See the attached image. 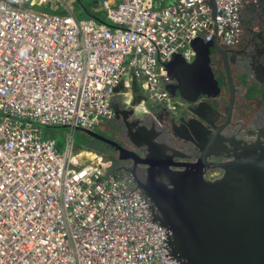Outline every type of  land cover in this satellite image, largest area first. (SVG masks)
Masks as SVG:
<instances>
[{"label": "built area", "instance_id": "1", "mask_svg": "<svg viewBox=\"0 0 264 264\" xmlns=\"http://www.w3.org/2000/svg\"><path fill=\"white\" fill-rule=\"evenodd\" d=\"M48 1L0 0V264H179L132 179L76 150L72 134L58 148L44 126L94 130L116 117L112 97L132 69L150 98L184 105L164 64L192 61L199 36L242 44L245 0H214L215 16L213 0H98L109 23Z\"/></svg>", "mask_w": 264, "mask_h": 264}, {"label": "water", "instance_id": "2", "mask_svg": "<svg viewBox=\"0 0 264 264\" xmlns=\"http://www.w3.org/2000/svg\"><path fill=\"white\" fill-rule=\"evenodd\" d=\"M212 4L215 16L214 0ZM192 44L196 53L192 61L178 54L165 63L174 91L189 100L218 91L210 52L212 48L223 50L217 37L204 40L199 36ZM231 85L235 91L233 81ZM232 104L233 99L231 108ZM114 129L126 140L121 128ZM140 130L164 149L171 146L155 139L152 128ZM90 133L107 143L111 155L120 159L138 156L133 148L115 140L113 132V137L94 130ZM145 142L149 145L150 141ZM207 156L205 150L197 160L178 162L184 169L176 179L159 180L158 174L152 176L156 179L153 182L158 183L146 191L153 219L169 229L171 255L179 264H264L263 148H256L250 156L237 153L236 159L229 161L210 160ZM211 168L223 169L222 175L208 177Z\"/></svg>", "mask_w": 264, "mask_h": 264}, {"label": "flooded vegetation", "instance_id": "3", "mask_svg": "<svg viewBox=\"0 0 264 264\" xmlns=\"http://www.w3.org/2000/svg\"><path fill=\"white\" fill-rule=\"evenodd\" d=\"M262 24V31L258 29L254 33L246 32V36H244L246 42L236 47H227L220 43L223 50L211 49L210 63L218 82V91L215 94H202L195 100L184 98L187 102L186 114L179 119V122L174 121L173 118L175 124H181L176 128L179 132L177 143H173L175 140L169 135V129L172 127L170 116H164L166 126L157 124V128L151 131L155 139L171 145H164L165 149L161 145L155 144L151 138L149 139L150 136L143 134L141 130H132L126 121V124L120 127L126 140L115 134V140L133 148L135 154L138 155L136 158L121 159V162L126 175L132 179L149 204L150 201L146 191H150L158 183L153 182L156 180L154 177L157 174L159 180L180 177V172L184 167L178 165V162L197 160L205 150L208 152L207 158L210 160L220 159L221 161L232 160L235 158V154L241 152L250 156L256 148H263L264 150V108L261 111H256L250 118L243 112L244 119L248 118L246 128L244 119L237 120L234 113L239 100L245 101L246 97L251 100L249 102H252L255 97V100H258L261 96L259 95L260 88H264V22ZM251 43L252 47H249ZM248 62L251 65L248 64L247 66L246 63ZM255 63L256 65H254ZM248 72L250 76L245 77L249 74ZM231 81H233L235 91L232 88ZM240 84L244 86L239 88ZM232 99L233 106L231 108ZM261 102V105H263V100ZM245 105L249 104L247 102L241 104L243 107ZM194 109L197 110L198 114L193 111ZM185 124L193 125V128L197 131V140L192 141L191 145L186 142V139H183L185 137ZM231 127L235 130H232ZM135 132L138 133L134 135ZM146 140L150 141L148 142L149 145L145 142ZM138 143H141V145ZM111 147L113 146L111 145ZM178 154L185 156H173ZM144 158L147 162H144ZM222 172L223 169L221 168H211L210 174L206 175L217 178L222 175ZM167 230L169 232L168 228Z\"/></svg>", "mask_w": 264, "mask_h": 264}, {"label": "crops", "instance_id": "4", "mask_svg": "<svg viewBox=\"0 0 264 264\" xmlns=\"http://www.w3.org/2000/svg\"><path fill=\"white\" fill-rule=\"evenodd\" d=\"M173 1V0H170ZM260 5H264V0H245L241 9V19L244 26V30L253 28L254 32H257L258 29L256 25L258 23H254V19L250 17L244 16V8L246 6H255L258 7ZM261 13V22H264V11L259 10ZM258 22V21H256ZM259 31H262L261 28ZM244 36V35H243ZM236 47V46H234ZM163 67H166L165 64ZM165 82V81H164ZM171 93L172 95L178 100L180 98L183 99L181 95H178L177 93H180L179 91H174V87L172 86V82H165L163 84ZM171 85V88L168 86ZM116 93L112 97V105L115 109V112L117 113V116L120 118L117 119L116 117L111 119H106L101 122V124L97 125L94 131L98 133L106 134L110 137H113L111 133L117 134L114 130V127L120 128L124 124H129L132 130H140L142 128H157V124L159 126H166V122H164L163 116H170L172 119V127L170 130V136L175 142L179 140L178 135L179 132L177 131V127L181 124L174 123V121H178L180 118H183L184 115L187 112V108L185 103L184 105H181L179 103L176 104L173 112L171 114L166 115L167 112H170L171 110H168L164 103L161 100H155L153 98H150L146 91L144 90L143 86V79L142 77L138 76L134 69H132L128 75L122 78V80L118 83L116 87ZM135 102V103H134ZM138 105V106H137ZM141 105V106H140ZM196 114L197 110H193ZM173 118L175 119L173 121ZM117 119V120H116ZM123 119V120H122ZM163 119V121H162ZM126 123H125V121ZM124 122V123H123ZM185 137L183 139H186V142L191 145L192 141L195 142L194 139H197V131L193 128V125L185 124ZM195 130V131H194ZM105 131H108L105 133ZM75 139V137H73ZM182 139V140H183ZM86 144L88 147H79L78 145L74 148L76 150H80L82 153L88 151H96V152H102L106 156H114L111 155L110 152L107 150V143L103 140H100L97 138V136H94L90 133L89 136L85 137ZM98 145L97 147L95 145ZM100 144V145H99ZM114 158V157H113ZM115 160V158H114ZM115 163V173L120 174L118 170H116V162Z\"/></svg>", "mask_w": 264, "mask_h": 264}, {"label": "rangeland", "instance_id": "5", "mask_svg": "<svg viewBox=\"0 0 264 264\" xmlns=\"http://www.w3.org/2000/svg\"><path fill=\"white\" fill-rule=\"evenodd\" d=\"M58 2H59L58 0H49L45 4V6L47 9H53L54 4L59 5ZM65 2L69 5L70 8L75 9L79 14L78 16H80V17L92 16V17L97 18L99 21L106 22V23L108 22L107 16H106L104 10L99 6L98 0H66ZM62 10L64 12H68V10L66 8H64ZM259 10L264 11V5H260L258 7L246 6L244 8V16L254 19V21H255L254 23H258L256 25L257 29H260L261 25H263L261 22V19H262L261 15H260L261 13L259 12ZM256 21H258V22H256ZM246 32L254 33V30H253V28L244 30V34H243L244 36H246ZM243 42H246L245 39L243 40ZM249 47H252V43L249 45ZM160 64H161V62H160ZM248 64H249V62L246 63L247 66H248ZM249 65H251V64H249ZM251 69L253 70V68H251ZM248 76H250V73L245 75V77H248ZM243 86L244 85L240 84L239 88H242ZM168 87L171 88V85H169ZM262 92H263V94H259L261 96L258 100H255L256 97L253 99L252 102H249V101H251L249 99V97H246L245 101L239 100L238 105L234 110L235 118L237 120L244 119V117H243L244 113H246L250 118V117H252V115L256 111H258V110L261 111L264 108V104L261 105V103H262L261 100H263V102H264V91H262ZM244 102H247V104H249V105H245L244 107L241 106V104ZM166 108H167V106H166ZM168 110H171V111L167 112L166 115L171 114V112H173L174 109L169 108ZM247 115H245V116H247ZM116 118L119 119V116H116ZM247 119L248 118L244 119L245 128H246V124L248 122ZM162 121H163V119H162ZM231 129L235 130L232 127H231ZM44 130H45V135L47 137L54 139L57 147L60 149L65 148L68 139H70L71 134L75 137L74 147L77 145L80 148L81 147H88V145L86 144V141H85V137L90 135V130H86L83 128H75L74 131L72 132L71 127H66V126H62V125L44 126ZM83 153H85V152H83ZM113 157L115 158V162L117 163L116 164V167H117L116 170H118L120 172V174H118V176L122 177V176L126 175L125 169H124L123 164L121 162L122 160L120 158H118L117 155H115Z\"/></svg>", "mask_w": 264, "mask_h": 264}, {"label": "clouds", "instance_id": "6", "mask_svg": "<svg viewBox=\"0 0 264 264\" xmlns=\"http://www.w3.org/2000/svg\"><path fill=\"white\" fill-rule=\"evenodd\" d=\"M166 66V65H165ZM166 68V70H167V67H165ZM167 74H168V72H167ZM172 82V79H170L169 77L168 78H163V83L165 84V82ZM173 83V82H172ZM170 92V91H169ZM171 93V92H170ZM172 94V93H171ZM178 95H180V93H177ZM184 99V98H183ZM185 100V99H184ZM186 101V100H185ZM187 103V102H186ZM100 154H102V155H104L103 153H101V152H99ZM104 156H106V155H104ZM109 156V155H108ZM115 160L113 159V162H114ZM114 167H115V163H114Z\"/></svg>", "mask_w": 264, "mask_h": 264}, {"label": "trees", "instance_id": "7", "mask_svg": "<svg viewBox=\"0 0 264 264\" xmlns=\"http://www.w3.org/2000/svg\"><path fill=\"white\" fill-rule=\"evenodd\" d=\"M87 8V7H86ZM262 91H264V88H260V94H263V92ZM100 145V144H99ZM96 146V145H95ZM97 147V146H96ZM102 153V152H101ZM106 158H107V160H109V159H111V160H113L114 158H113V156H105Z\"/></svg>", "mask_w": 264, "mask_h": 264}, {"label": "bare ground", "instance_id": "8", "mask_svg": "<svg viewBox=\"0 0 264 264\" xmlns=\"http://www.w3.org/2000/svg\"><path fill=\"white\" fill-rule=\"evenodd\" d=\"M135 103V102H134ZM138 106V105H137ZM141 106V105H140Z\"/></svg>", "mask_w": 264, "mask_h": 264}]
</instances>
